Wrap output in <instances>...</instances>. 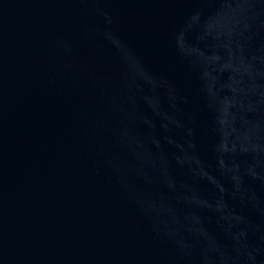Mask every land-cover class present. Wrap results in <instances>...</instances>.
<instances>
[{"label": "water", "instance_id": "water-1", "mask_svg": "<svg viewBox=\"0 0 264 264\" xmlns=\"http://www.w3.org/2000/svg\"><path fill=\"white\" fill-rule=\"evenodd\" d=\"M0 264H264V0H0Z\"/></svg>", "mask_w": 264, "mask_h": 264}]
</instances>
